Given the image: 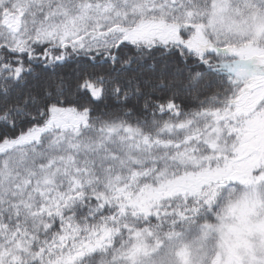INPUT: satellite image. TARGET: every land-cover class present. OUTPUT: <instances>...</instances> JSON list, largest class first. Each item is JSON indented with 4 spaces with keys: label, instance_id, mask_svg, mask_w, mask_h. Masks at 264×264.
Masks as SVG:
<instances>
[{
    "label": "snow or ice",
    "instance_id": "snow-or-ice-1",
    "mask_svg": "<svg viewBox=\"0 0 264 264\" xmlns=\"http://www.w3.org/2000/svg\"><path fill=\"white\" fill-rule=\"evenodd\" d=\"M0 264H264V0H0Z\"/></svg>",
    "mask_w": 264,
    "mask_h": 264
}]
</instances>
